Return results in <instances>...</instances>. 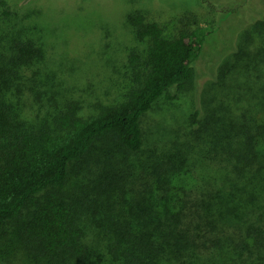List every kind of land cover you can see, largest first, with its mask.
I'll return each mask as SVG.
<instances>
[{
    "label": "trees",
    "instance_id": "trees-1",
    "mask_svg": "<svg viewBox=\"0 0 264 264\" xmlns=\"http://www.w3.org/2000/svg\"><path fill=\"white\" fill-rule=\"evenodd\" d=\"M0 7L6 15L13 8L7 0ZM196 21L191 10L164 20L129 15L147 50L127 57L124 98L86 117L54 110L39 44L2 36L8 43L0 45V247L15 245L4 264H16L13 258L17 264H102L104 253L103 264H264V94L249 71L257 55L241 70L256 120L247 113L217 117L224 122L199 143L206 150L197 156L180 145L167 153L144 151L146 114L160 98L197 84L195 64L216 29ZM250 27L246 34L264 35V18ZM260 71L264 76V62ZM13 82L20 83V95ZM27 112L42 116L34 118L42 128L24 119ZM198 116L192 115L193 126H201ZM107 149L127 164L94 170V207H87L69 183L76 165ZM130 155H139L138 174ZM77 204L84 207L82 219ZM90 234L102 239L98 247Z\"/></svg>",
    "mask_w": 264,
    "mask_h": 264
},
{
    "label": "rangeland",
    "instance_id": "rangeland-1",
    "mask_svg": "<svg viewBox=\"0 0 264 264\" xmlns=\"http://www.w3.org/2000/svg\"><path fill=\"white\" fill-rule=\"evenodd\" d=\"M7 1L13 8L6 15V9L0 7V45L3 47L8 43L2 38L4 34L14 33L9 38L20 37L41 46L46 61L45 89L54 110L64 109L86 117L95 113L99 106L115 104L124 98L130 73L127 57L132 52L143 55L148 45L147 41L136 38L135 30L128 22L129 15L140 13L164 20L191 10L200 26L216 30L195 64L197 84L185 91H175L171 99L160 98L144 117V151L158 148L169 152L180 145L193 148L191 151H197V156L201 149L206 150L204 146L198 149L199 143L224 122L217 121V117L231 116L234 112L236 117L247 113L250 121L257 118V110L252 108L255 102L243 93L250 85L246 76H241V70L242 65L249 63V55H257L249 71L251 78L263 86L264 94V76L260 71L261 62H264V35L246 34L250 25L264 18V0ZM238 51L241 57H236ZM13 84V91L20 95V83ZM249 93L252 94L251 90ZM19 107H15L16 112ZM236 108H240V113ZM196 111H199L197 121L201 126L192 124V115ZM39 117L27 112L24 119L42 128L34 119ZM178 151L177 148L175 153ZM111 152L109 149L94 151L85 165L75 166L68 191L88 201L87 207H94L91 201L94 199V194L91 195L94 170L103 167L117 170L121 160L126 163L120 153L112 157ZM138 157L130 155L127 159L136 174ZM190 157L192 160L195 155ZM188 169L191 175L195 174L193 166ZM77 205L82 219L84 207ZM90 236L96 247L102 243L97 234ZM14 248L10 242L0 247V264L12 255ZM101 259L102 264L105 259L109 260L105 253ZM11 261L18 263L15 258Z\"/></svg>",
    "mask_w": 264,
    "mask_h": 264
}]
</instances>
